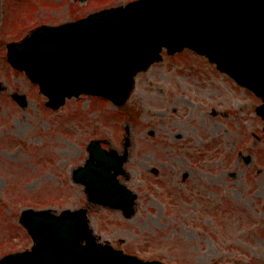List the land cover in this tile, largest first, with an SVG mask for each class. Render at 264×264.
Masks as SVG:
<instances>
[{"label": "rangeland", "instance_id": "1", "mask_svg": "<svg viewBox=\"0 0 264 264\" xmlns=\"http://www.w3.org/2000/svg\"><path fill=\"white\" fill-rule=\"evenodd\" d=\"M72 2L0 0V82L7 88L0 92V258L32 246L18 224L22 210L87 205L84 187L72 181L88 158L85 148L96 138L121 154L128 127L121 168L138 196L136 212L125 219L91 205L100 242L166 264H264V121L254 111L260 100L186 50L164 52L138 74L125 109L81 96L50 110L38 87L7 64L5 46L68 20L71 6L79 8ZM191 80L206 82L205 97L185 87ZM9 92L24 94L27 106L20 109ZM183 169L191 176L182 185Z\"/></svg>", "mask_w": 264, "mask_h": 264}, {"label": "water", "instance_id": "2", "mask_svg": "<svg viewBox=\"0 0 264 264\" xmlns=\"http://www.w3.org/2000/svg\"><path fill=\"white\" fill-rule=\"evenodd\" d=\"M6 46L8 63L38 86L53 110L83 95L123 106L135 75L160 61L164 48L168 55L187 48L260 98L256 113L264 120V0H136L75 23L40 26ZM10 96L27 106L24 94ZM128 145L127 136L119 155L90 141L88 160L72 174L88 204L121 210L126 219L134 215L137 199L117 180ZM18 223L33 246L0 258V264H164L97 243L87 207L58 214L26 209Z\"/></svg>", "mask_w": 264, "mask_h": 264}, {"label": "flooded vegetation", "instance_id": "3", "mask_svg": "<svg viewBox=\"0 0 264 264\" xmlns=\"http://www.w3.org/2000/svg\"><path fill=\"white\" fill-rule=\"evenodd\" d=\"M73 5L78 4L79 8H76V6H71L70 10H69V17L68 20H66L65 22H72L75 21L77 19H80L90 13L93 12H97V11H101L102 9H107V8H111V7H115V6H123L124 4H126L129 1H123L120 0L118 2L116 1H106V0H102V1H98V0H91L89 2V6H88V0H84V1H80V0H72ZM98 1V4H95L94 2ZM116 3V4H114ZM81 8H83L84 13H82ZM81 12H80V11ZM71 14L74 16L73 18H71ZM64 22V23H65ZM185 87L190 90V92L192 94H195L197 96H201V97H205L206 94V89H207V85L203 84L199 81H187ZM215 112V111H214ZM216 114V113H215ZM164 164V163H162ZM157 170L158 174V169L155 168ZM153 169H151L152 172ZM191 176V173L187 170V169H183V171L180 173V178L178 179L179 182L183 185L186 180ZM98 241L100 242V240L98 239ZM101 243V242H100Z\"/></svg>", "mask_w": 264, "mask_h": 264}]
</instances>
